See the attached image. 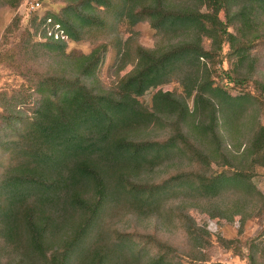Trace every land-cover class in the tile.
Masks as SVG:
<instances>
[{"label": "trees", "instance_id": "1", "mask_svg": "<svg viewBox=\"0 0 264 264\" xmlns=\"http://www.w3.org/2000/svg\"><path fill=\"white\" fill-rule=\"evenodd\" d=\"M21 1L0 0V6L17 8ZM68 1L61 19L31 21L37 42L50 54L62 53V73L37 80L31 122L22 118L12 126L7 121L0 133V264H123L128 257L137 264L143 252L140 239L107 235L106 221L121 206L152 205L154 210L148 212L159 210L164 187L146 189L141 175L169 155L193 166L181 172L176 187L197 191L206 206L216 207L210 217L222 215L231 223L235 210L243 222L245 210L237 207L245 205L252 188L246 166L235 164L223 132L237 116L233 108H242L250 96H229L223 86L214 85L211 71L223 63L226 44L240 63L245 59L253 38L243 36L244 30L250 33L254 15L264 12V0ZM220 10L226 22L219 18ZM48 18L72 40L89 41L91 53L66 55V43L44 32ZM123 21L130 26L147 22L157 41L153 48L136 45L132 69L104 88L96 71L109 37ZM18 22L13 19L5 33ZM232 24L238 35L228 31ZM118 49L127 52V44ZM238 79L246 80L233 82ZM167 81L178 82L182 95L165 92L151 107L138 101L148 89ZM192 96L190 109L187 99ZM150 128H165L168 136L152 140ZM255 132L245 155L253 158L252 165H264V128ZM224 158L230 159L233 171L208 170L211 161L220 164ZM230 189L238 196L236 203L223 197ZM180 218L195 253L190 257L198 261L209 234L197 226L187 229L186 213ZM146 243L158 247L146 264H180L167 244L152 237Z\"/></svg>", "mask_w": 264, "mask_h": 264}, {"label": "rangeland", "instance_id": "2", "mask_svg": "<svg viewBox=\"0 0 264 264\" xmlns=\"http://www.w3.org/2000/svg\"><path fill=\"white\" fill-rule=\"evenodd\" d=\"M32 2L40 4L32 14L25 12L20 5L17 8H12L6 3L0 6V133L7 121L12 126L17 125L18 119L22 118L28 123L31 122L34 119L38 100L35 92L37 80L42 75L61 74V70L64 69L59 64L61 58H58L62 53L50 54L43 44L37 42L38 37L35 39L32 34L34 28L31 26V21L35 19L36 24L44 17L61 19L62 12L69 1L22 0L20 4ZM92 5L95 7L94 3ZM202 11L206 12L205 9ZM15 18H19V22L5 33V29ZM219 18L226 22L225 14L221 10ZM243 22L245 23L246 20L243 19ZM234 23L241 25L237 19ZM249 28L250 33L244 30L243 36L246 35L247 39L253 38V45L247 47L242 63L226 44L222 52L223 63L211 71V80L214 85L223 86L229 96H250V102L244 103L242 108H233L237 116L232 117L230 121L231 129L223 132L226 144L231 146L228 149L235 159V164L246 166L247 182L252 188L245 195V205L242 203L237 207L245 210V220L242 222V215L234 213L235 210L231 214L232 217L234 216L231 223L222 215L210 217L211 212L218 211L216 207L206 206L205 198L198 196L197 191L176 187L177 177L179 178L181 172L190 170L193 166L185 160L182 161L180 157L169 155L163 158L153 170L141 175V183L148 184L146 189L157 185L164 187L162 197H166L161 202L159 210L148 212L154 210L152 205L135 207L133 204L132 209L121 206L120 211L106 221L107 235L114 233L117 236L124 234L130 236L132 234L140 239L137 243L143 252L137 264H146V261L158 252L157 246L146 243L149 237L170 246L171 257L180 264H264V165H252L253 158L245 155V149L252 146L256 129L264 128V89L261 87V85L264 86V12L254 15L253 25ZM240 29L242 32L243 29L241 27ZM251 29L254 30L251 31ZM228 31L238 35L233 24L229 26ZM155 34V30L147 22H139L134 26H130L125 21L119 22L116 33L109 37L110 44L107 45L96 71L99 86L112 87L118 75L123 76L129 72L133 67L131 62L135 46L153 48L157 41ZM113 38H115L114 41ZM125 44L128 49L124 53L118 48L122 49ZM207 44L208 42H205V45ZM93 48L89 41H75L68 37L64 45V53L71 56L73 54L74 56L88 55ZM226 73H229V76ZM241 77L246 80L238 79V83L233 82L234 79ZM165 92L182 95V88L178 82L167 81L148 89L138 98V101L151 107L152 103L154 104ZM187 105L190 109L193 107V96L187 99ZM167 136L165 128H150L149 138L152 140L161 141ZM229 161L230 159L226 158L222 159L220 164L211 161L208 164V170L233 171L232 163ZM232 190L234 189H230L223 197L229 203H236L238 196ZM188 193L192 196L188 197ZM181 213H186L188 216L184 223L187 229L197 226L204 228L209 234L206 247L200 249V253L197 254L198 261L190 257L195 253L182 229ZM250 255H253V260L248 258ZM122 262L135 264V261L129 257L124 258Z\"/></svg>", "mask_w": 264, "mask_h": 264}, {"label": "built area", "instance_id": "3", "mask_svg": "<svg viewBox=\"0 0 264 264\" xmlns=\"http://www.w3.org/2000/svg\"><path fill=\"white\" fill-rule=\"evenodd\" d=\"M40 4L38 2H32V3H24L21 4L20 7L24 9L25 12L28 14L34 13ZM46 27V31H44L47 35V37L52 38L53 40L57 41H63L67 43L68 36L64 33V31L59 27L58 24L53 25L52 19H46V23L44 25Z\"/></svg>", "mask_w": 264, "mask_h": 264}]
</instances>
